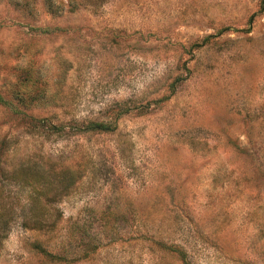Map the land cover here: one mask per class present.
I'll return each instance as SVG.
<instances>
[{"label": "rangeland", "instance_id": "rangeland-1", "mask_svg": "<svg viewBox=\"0 0 264 264\" xmlns=\"http://www.w3.org/2000/svg\"><path fill=\"white\" fill-rule=\"evenodd\" d=\"M0 213V264H264V0H0Z\"/></svg>", "mask_w": 264, "mask_h": 264}, {"label": "trees", "instance_id": "trees-1", "mask_svg": "<svg viewBox=\"0 0 264 264\" xmlns=\"http://www.w3.org/2000/svg\"><path fill=\"white\" fill-rule=\"evenodd\" d=\"M173 88V87H172ZM45 119H42V120H38L40 124H42V126L46 127V129L48 130H54V133H57V132H60L62 131L63 127H56L54 125H51L50 123H47L44 121ZM75 128V127H73ZM76 130V128H75ZM85 130H89V131H92V132H108V131H111V127L108 125V124H97V123H90L88 124L87 126H85ZM85 130H80V131H85ZM20 167V166H19ZM22 168V167H21ZM19 168V170L21 169ZM29 169V166L28 164H25V171ZM47 170H51V168L47 169ZM56 175V174H55ZM0 220H4V215L3 213H0ZM44 222V219H30V218H24L23 222H22V226L25 228V229H29V230H42L45 228V230L49 229L50 225L49 224H46L45 223V226L41 227L42 224ZM7 222H4V224L6 225Z\"/></svg>", "mask_w": 264, "mask_h": 264}]
</instances>
